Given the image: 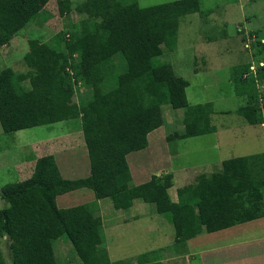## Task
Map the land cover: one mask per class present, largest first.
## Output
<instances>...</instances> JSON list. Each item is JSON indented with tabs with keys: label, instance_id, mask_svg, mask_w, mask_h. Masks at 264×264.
Segmentation results:
<instances>
[{
	"label": "trees",
	"instance_id": "trees-1",
	"mask_svg": "<svg viewBox=\"0 0 264 264\" xmlns=\"http://www.w3.org/2000/svg\"><path fill=\"white\" fill-rule=\"evenodd\" d=\"M49 1L0 0V50L41 13L50 16ZM57 4L63 16L77 9L85 17L50 40L44 39L46 33L29 38L22 59L26 68L6 66L0 71V124L11 133L80 119L91 172L74 179L63 176L54 151L66 149L71 140L62 145L60 139L51 140L53 151L40 147L38 154L27 156L32 162L25 165L22 177L23 172L28 177L4 187L8 205L0 208V264H5L3 241L12 253L11 264H64L55 249L62 236L68 238L81 264H163L146 253L117 261L110 258L98 209V200L105 198L116 209H129L136 199L153 204L173 223L175 245L186 243L203 226L211 232L257 217L264 198V153L226 159L221 171L202 174L196 182L180 187L177 200L169 191L174 185L172 172L154 174L138 185L132 182L127 156L145 149L149 133L165 123L163 105L186 108L184 130L170 134L168 140L216 130L209 123L211 104L206 111L202 104L191 105L190 82L177 75L171 63L155 62L163 48L176 49L181 17L196 12L207 16L212 10H203L201 0L150 6L138 0L81 4L57 0ZM254 34L258 37L254 45L263 54L264 36L260 31L249 36ZM252 65L234 66L232 80L236 93L246 97L238 112L250 124H263L264 64L259 63L255 71ZM80 84L91 88L90 98L82 103L74 101ZM81 188L92 190L96 199L59 206V195Z\"/></svg>",
	"mask_w": 264,
	"mask_h": 264
},
{
	"label": "rangeland",
	"instance_id": "rangeland-1",
	"mask_svg": "<svg viewBox=\"0 0 264 264\" xmlns=\"http://www.w3.org/2000/svg\"><path fill=\"white\" fill-rule=\"evenodd\" d=\"M72 1L79 4L84 2ZM138 1L142 6H150L173 0ZM201 5L203 10H212L211 13L201 16L196 12L181 17L176 49L170 51L163 48L164 53L156 57L155 62L171 63L175 73L190 82L187 96L191 105L202 104L206 111L208 104H211L212 111L208 112L209 123L217 130L191 138L168 140L167 136L170 134L184 130L186 108H173L165 104L163 105L165 123L148 135L150 147L153 148L147 153L153 152L154 160H149L142 153L144 151L131 152L127 158L133 170L134 161H137L136 166L140 164L146 168L147 173L186 171L185 176L191 178L199 173L201 163L207 164L206 171H214L221 168L223 160L264 153V124H250L238 112L239 108L246 104V97L236 93L231 74L232 68L239 64L251 62L253 63L251 69L254 71L259 63L264 64V53L260 54L254 43L249 44L250 48L246 46L247 42H251L249 37L248 41L244 40V36L247 37L249 33L255 31H260L264 36V0H201ZM46 7L50 11V16L44 11L40 17L47 15L46 18H36L23 28L10 44L1 48L0 71L6 66H14L21 70L26 68L22 59L29 49V38H42L46 33L44 39L50 40L53 34L67 29L73 22L85 17V14H80L77 9L61 15L57 0H50ZM120 56L117 54V57ZM76 87L75 102L82 103L84 98H90V87L81 84ZM206 119L208 123V118ZM81 130L80 119L58 121L11 133L4 132L0 124V208L7 202L4 200V187L28 177L24 172L22 177L23 168L32 162L27 156L38 154L37 151H41L40 147L47 146L45 149L53 151L54 145L49 143L51 140L60 139V145L71 140L72 147L82 141L85 144L84 150L83 146L70 151L56 147L54 152L63 174L70 172L68 165L72 162L77 169L70 172L73 179L87 176L91 162L87 145L80 137ZM75 138L79 139L73 144ZM186 184L188 183L179 180L169 189L173 200L177 199L178 188ZM89 194L94 195L89 188H81L59 196L57 201L61 207L93 202L96 198L90 197ZM98 204L99 214L105 220V225L107 221L113 219L109 215L111 213H114V218L120 220L131 216L130 221L135 223L131 225L130 222L124 229L121 227L111 234L109 230L104 229L105 245L113 261L130 259L146 253L145 255L151 259L159 257L157 260L163 264H182L187 257L181 254L188 252V258L193 255L189 264H203L202 261L206 262L209 255L203 259L197 251L220 243L215 241L217 237H206L200 241H194L193 238L185 245H175V229L171 220L166 215L157 213L153 204L140 199H136L129 209L113 210L115 207L110 198L98 200ZM261 206L264 209V201ZM115 224L117 223L113 225ZM2 249L5 264H11L12 253L8 242L3 241ZM55 249L58 258L64 264H81L66 236L55 241ZM167 256L169 258L166 261L164 258Z\"/></svg>",
	"mask_w": 264,
	"mask_h": 264
},
{
	"label": "crops",
	"instance_id": "crops-1",
	"mask_svg": "<svg viewBox=\"0 0 264 264\" xmlns=\"http://www.w3.org/2000/svg\"><path fill=\"white\" fill-rule=\"evenodd\" d=\"M253 36L254 37L248 36L249 40L251 42L250 43L247 42V44L255 43L257 41L258 37L255 34ZM262 42H264V39H262ZM248 48H250V45ZM216 130H217V128H216ZM82 135H83V133H82ZM83 145H85V144L82 143V141H80L79 143H77L73 147L71 145L70 146L66 145L67 148L64 149L63 151H70L73 148H77V147L82 148ZM84 147L85 146H83V150H84ZM151 148H153V147L152 146L150 147V142H149V145L141 151H144L142 153H144L145 156L149 160H154L153 156L155 154L153 152H151V154L147 153ZM86 149H87V153L89 155V151H88L87 146H86ZM82 155L84 157V153H82ZM253 155L254 154L247 155V156L251 157ZM55 157H56V153H55ZM89 159H90V157H89ZM224 161L225 160L222 161L221 168L220 169L217 168L214 171H206L207 164L201 163L202 165L200 166L199 173H197L196 176H192L191 178H189L188 176H185L186 171H179L176 173L172 172L173 174H176V176L174 175V185H175V182L179 181V180H182V181L190 184V183L196 182L197 177L202 175V174L211 175L215 172H219L223 168V162ZM136 162L137 161H134V163H135L134 170H133V167L131 164V171H132V182L135 185H138V184H141V183H144V182L150 180L154 174L153 173L151 174L149 172L147 173L146 168L141 167V165L139 164L141 161L138 162L139 165H137V166H136ZM73 165H75V164H72V162H70V164L68 165V168H70V172H73V170L75 169V167ZM163 166H165V165H163ZM60 170H61V168H60ZM75 170H77V169H75ZM70 172L66 175L63 173L62 174L66 178H72L73 175H72V173L70 174ZM90 172H91V169H90V171L87 172L86 175L88 176L90 174ZM159 174H160V171H157V175H159ZM183 186H185V185H183ZM262 191H263V188H262ZM62 195H59V196L62 197ZM89 195H90V197L95 198V195H93V196L91 194H89ZM263 201H264V198L262 199V202ZM68 207H70V206H68ZM115 209L116 208H113V210H115ZM109 215H111L113 217V219L111 221H107L108 222V223H106L107 226L104 224L105 220L103 218L102 219H103V230L104 229L109 230L110 234L115 232L114 230H116V229H120L121 227H123V229H124V227H127V225H130L131 221L129 218L131 216L126 217V219L124 218V220H120V219L114 218V213H111ZM115 219H117V220H115ZM131 220H132V218H131ZM114 223H117V224L113 225ZM131 225H135V223L133 224L131 222ZM105 230H104V234L106 232ZM206 237H211V238L217 237V239L215 241L220 242V243H218L214 246H211V247L202 248V249L197 251L198 255L202 256L203 259L206 257V255H209V259L206 260V262H205V260L202 261L203 264H264V209H263V207L262 206L260 207V211H259V214L257 217H254V218L246 220V221L237 222L231 226H228V227L216 230V231H211V232L207 231L205 226H203V228L199 232H197V234L195 236L187 239L186 243L184 242L182 244H184V245L187 244V242L189 240H192L193 238H194V241H198V240L200 241L202 239H205ZM187 254H188V252L181 254V255H184L187 257L185 262H181L182 264H189L191 262L193 255L189 256V258H188ZM166 255H168V254H166ZM169 257H170V254H169ZM169 257L167 256L166 258H164V260L167 261ZM175 264H177V263H175Z\"/></svg>",
	"mask_w": 264,
	"mask_h": 264
},
{
	"label": "clouds",
	"instance_id": "clouds-1",
	"mask_svg": "<svg viewBox=\"0 0 264 264\" xmlns=\"http://www.w3.org/2000/svg\"><path fill=\"white\" fill-rule=\"evenodd\" d=\"M247 47H249V44H246ZM263 65V64H262ZM252 68V67H251Z\"/></svg>",
	"mask_w": 264,
	"mask_h": 264
}]
</instances>
